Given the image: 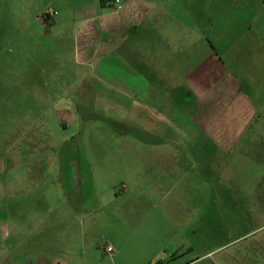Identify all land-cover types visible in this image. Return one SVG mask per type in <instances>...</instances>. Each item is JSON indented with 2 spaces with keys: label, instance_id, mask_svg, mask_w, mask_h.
<instances>
[{
  "label": "rangeland",
  "instance_id": "rangeland-1",
  "mask_svg": "<svg viewBox=\"0 0 264 264\" xmlns=\"http://www.w3.org/2000/svg\"><path fill=\"white\" fill-rule=\"evenodd\" d=\"M232 1L224 0L223 12L230 10ZM59 3L0 0L1 178L7 191L11 186L25 190L14 199L18 203L47 201L56 207L54 213L63 204L97 210L96 231L90 232L97 245V264H128L125 258L104 256L100 249L109 245L120 252L118 243H111L116 234L120 238L119 231L106 226L112 192L124 187L153 188L154 160L159 154L166 156L170 147H153L152 143L157 136L168 135L155 129L152 118L137 115L140 108L135 100L125 102L127 109L132 107L131 114L114 107L96 81L86 79L75 65L70 42L61 43L56 29L46 33L35 21L43 10L55 9ZM242 58L247 62V53ZM236 64L229 62L226 67L238 74L230 87L226 85L230 90L222 106L210 108L203 118L209 128L219 129L235 144L226 147L223 155L214 146L206 149L210 162L203 184L196 183L198 170L190 173L191 181H184L188 189L205 190L201 210L192 211L189 219L188 213L177 212V227L187 221L189 229L176 230L167 251L162 243H153L152 235L144 237L146 244H153L154 254L172 255L156 263L182 264L195 255H216L212 260L220 261L230 255L234 257L230 264H264V49L258 54L255 83L245 77L246 67L238 71ZM41 118L48 128L38 129L36 138L47 139L48 148L25 142L28 128ZM192 131L187 133L188 139L204 140L200 130ZM177 135L174 140L182 139L179 132ZM183 147L181 144L176 150L184 156ZM173 180L183 181L179 177ZM13 198L11 195L10 201ZM65 214L72 222L73 213ZM74 214L83 222L82 213ZM144 222L147 225V217ZM35 225L43 223L36 224L34 219ZM212 260L199 264H213Z\"/></svg>",
  "mask_w": 264,
  "mask_h": 264
},
{
  "label": "crops",
  "instance_id": "crops-1",
  "mask_svg": "<svg viewBox=\"0 0 264 264\" xmlns=\"http://www.w3.org/2000/svg\"><path fill=\"white\" fill-rule=\"evenodd\" d=\"M59 1L54 23L35 21L46 33L56 29L61 43L70 42L75 65L86 79L96 81L114 107L131 114L133 109L125 102L135 100L137 115L152 118L155 129L168 135L157 136L152 143L170 147L166 156L159 154L154 160L153 188L123 186L112 192L106 226L119 231L120 238L116 234L111 243H118L120 252L111 257L102 252L109 258H125L128 264H159L172 255L154 254L153 244H146L144 237L152 235L153 243H162L167 251L176 230L189 229L187 221L177 227V212L188 213L189 219L192 211L201 210L205 190L188 189L184 181H191L190 173L198 170L196 183L203 184L210 162L206 149L214 146L223 155L235 144L203 118L210 108L222 106L230 90L226 85L234 83L238 73L226 70L229 62L237 63L238 71L246 67L245 77L256 82L258 54L264 49V0H233L227 12L224 0H121L119 11L113 0ZM245 53L249 65L242 58ZM47 128L41 118L28 128L25 142L48 148L47 139L36 138L38 129ZM194 128L204 140L187 138ZM177 132L182 139L174 140ZM181 144L184 156L176 150ZM176 177L182 183L174 182ZM5 185L0 174V264H97V245L90 237L96 231L97 210L63 204L54 213L56 207L47 201L24 205L14 199L25 190L11 186L7 191ZM65 213H73L72 222ZM74 213H82L83 222ZM34 219L43 225L34 226ZM214 256L195 255L182 264H199ZM233 259L228 255L212 262L230 264Z\"/></svg>",
  "mask_w": 264,
  "mask_h": 264
},
{
  "label": "built area",
  "instance_id": "built-area-1",
  "mask_svg": "<svg viewBox=\"0 0 264 264\" xmlns=\"http://www.w3.org/2000/svg\"><path fill=\"white\" fill-rule=\"evenodd\" d=\"M113 4L115 7V10L119 11L122 7V1L121 0H113ZM58 17V11L53 8H47L43 10L39 15L36 17V21L39 23H42L46 26L51 25L56 21ZM100 249L108 256H113L116 254L115 249L112 246L106 245V246H100Z\"/></svg>",
  "mask_w": 264,
  "mask_h": 264
}]
</instances>
